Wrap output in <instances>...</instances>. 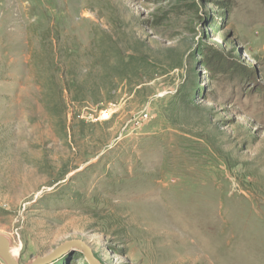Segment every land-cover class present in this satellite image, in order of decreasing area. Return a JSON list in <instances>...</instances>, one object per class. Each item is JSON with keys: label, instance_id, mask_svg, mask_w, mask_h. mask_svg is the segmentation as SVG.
I'll list each match as a JSON object with an SVG mask.
<instances>
[{"label": "rangeland", "instance_id": "1", "mask_svg": "<svg viewBox=\"0 0 264 264\" xmlns=\"http://www.w3.org/2000/svg\"><path fill=\"white\" fill-rule=\"evenodd\" d=\"M0 234L264 264V0H0Z\"/></svg>", "mask_w": 264, "mask_h": 264}, {"label": "water", "instance_id": "2", "mask_svg": "<svg viewBox=\"0 0 264 264\" xmlns=\"http://www.w3.org/2000/svg\"><path fill=\"white\" fill-rule=\"evenodd\" d=\"M79 250L85 260L89 264H101L97 258L93 255L90 247L81 240H69L58 245L53 251L48 253L45 256H37L34 260L26 264H47L57 258L59 255L68 251L70 249ZM0 258L4 261L5 264H20L11 254L10 251V241L4 235L0 234Z\"/></svg>", "mask_w": 264, "mask_h": 264}, {"label": "bare ground", "instance_id": "3", "mask_svg": "<svg viewBox=\"0 0 264 264\" xmlns=\"http://www.w3.org/2000/svg\"><path fill=\"white\" fill-rule=\"evenodd\" d=\"M10 251H11V254H12V256L14 257V259H16V251H17V250L12 249V248L10 247Z\"/></svg>", "mask_w": 264, "mask_h": 264}]
</instances>
